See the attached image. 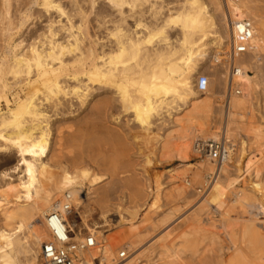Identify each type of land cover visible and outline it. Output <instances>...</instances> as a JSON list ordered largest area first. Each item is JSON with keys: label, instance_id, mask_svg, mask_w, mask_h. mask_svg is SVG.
Instances as JSON below:
<instances>
[{"label": "bare ground", "instance_id": "6f19581e", "mask_svg": "<svg viewBox=\"0 0 264 264\" xmlns=\"http://www.w3.org/2000/svg\"><path fill=\"white\" fill-rule=\"evenodd\" d=\"M0 1L3 3V5H1L2 7L4 6L3 10L5 9V12L3 13L4 18L7 19L4 20L3 18V20L6 22L8 21V29L6 30H9L10 32L12 26L11 18L8 16H10L9 13L11 1ZM33 1L36 2L37 0ZM40 1L42 2V6L47 11H50V9L52 11L55 10L60 13L59 15H66L69 21L72 19H70V14H68L60 1ZM81 1L83 0H80V2ZM252 1L253 0H225L227 4V7L225 8H227V11L225 9L223 14L222 19L224 20L225 30L222 31L221 27L219 26V22L214 16L212 8L209 6V4H207L206 1L203 0H107V3L110 5L109 9H111V12H108L107 10V13L103 16V18L109 16L112 20L111 28L107 29L110 45L107 50L102 49L101 55L99 56V63L95 62L91 47L86 49L84 46L85 37H83L82 27L80 25H74L71 21V24L68 26V28L66 27L67 32H64L68 33V36L63 38L61 41V38H56V32L58 30L56 29L57 31L55 32L51 28V25L50 29L48 30L49 34L47 35V31L46 35H43V40L46 39L45 42H48L47 45L43 43L42 38L40 41L29 44V46H27L28 49H26L27 52H24L26 47H22L24 49L22 50L21 48L19 50V45H16L15 51H13L14 54L12 57V62L9 67V71L12 76L10 75L11 77H8L10 79H14L15 83H13L15 85L18 83H24L28 87V91L26 92L25 97L20 99L12 107L6 94V90L11 89L12 87L9 88L4 80L1 81L0 100L5 101L7 110L0 113V151L3 150L4 152V150L11 148L17 151L16 153H18L20 156L18 161L22 162L21 172L23 173V176L20 178L19 184H14L12 182L5 183L2 187L3 190L0 192H15L18 186L21 185V187L27 189V199L25 201L17 200L10 203L8 208L3 212L4 228L0 229V264H40L39 255L42 251V245L52 239L51 230L49 227V218L53 213L61 214L62 218L73 230L74 233L72 234V243L83 247V249L79 248V250H77L75 253L77 264H95V255L97 254L102 256L101 264H104L103 262L113 263L116 260L123 259L120 258V253L124 250L118 251V253L115 254L116 256L113 255L111 257L107 250V246L101 248L99 239L103 229L109 225L108 216L102 212L103 214L101 213V216L98 215L100 218L97 217L98 219H88V217L95 210L94 208H91L92 206L89 207V205H91L89 203L87 207H84V212L82 211L84 214H79L75 211V207L78 205L81 207L83 202H85L88 197H83L86 184L89 183L90 187L93 184H96L98 181L100 183L101 179L103 181V178L92 173L91 170L85 166L75 169H71L67 166H59L54 168L52 166L53 164L51 165V163L46 160L49 158L48 153L50 149V137L52 132L50 130L51 127L49 124L52 122H49V117L46 113L47 111L41 108V103L43 101L50 104L54 102L57 105L60 101L61 103L64 102L61 100L62 98L67 96H75L77 99H79L78 101H80L81 104H85L84 106H86L88 97H93L94 95H91L90 93H84V88L81 89L82 87L80 85L69 86L67 85V82L64 81V79H61L62 76L66 74L65 72L69 69V66L79 65L78 67H80V70H83L85 66H88L87 71L84 73L81 72L80 74L84 76L86 75L88 77V82L92 85H95V83H103L104 88L106 87L110 90H113L116 94V97L118 96V99L122 105V107H120L124 109L125 113H130L132 122H134L135 125L145 133L144 135L150 134L153 129H155L153 128L154 121L156 122L157 119L163 120L165 113H167L168 116H172L170 106L173 103L175 104V102L177 103L179 101L178 103L181 104L180 102H185L187 106H189V112L188 114L186 112V115L183 116L184 114L182 113L181 109V118L179 117L175 123L178 126L177 128L182 130L180 139L184 141L185 139H191V137H193L192 135L198 131L199 128L196 126L197 121L195 120H208L211 116L213 104L211 98L206 94H210L209 90H211L212 83L210 77L204 74V69L207 67L212 51L226 50V76L228 78V83L223 93V96H228V103L226 108H224L226 123L225 127L223 128V133L221 135L214 134L212 136L213 139L210 140L222 142L223 149L220 150L219 154L221 157L219 159H211L209 155L206 154V152H203L205 153V157H207L210 162H214L212 163L213 166L210 167V164L208 163L209 167H206V169H208L210 173H205L203 170L205 175L202 171L198 170V172H196V176L198 178L204 176V181H202L201 185L196 188V192L202 197L200 198L202 201L200 204L201 208L199 210L211 204V201L208 198L209 192L212 190L213 185L219 181L221 173L227 172L226 165L231 161L230 153L235 150L236 146L229 136V123L235 117L243 118L242 112L244 110H246L247 114H251L252 110L254 111V109H252V97L250 99L249 95L256 93L257 90L259 91L260 87L264 85L261 84L258 75L252 76L248 73L251 71H256L257 73L261 71V53L264 50V19L262 17L260 18V16L256 14L257 8L255 5L251 4ZM25 2L27 3V1ZM89 2L91 3L92 7H94L96 1L90 0ZM16 3L14 4L13 2L12 4H14L16 7ZM74 3L72 4L74 5ZM80 4H76V7H78L77 9L81 13L82 10L80 9ZM82 5L84 4L82 3ZM103 5H101V7ZM220 7L221 6L218 4V11ZM43 12L45 13V10H43ZM114 13H116V15H114ZM250 15L255 18L259 28L258 26H255L253 19L248 17ZM78 17L80 18L81 16ZM129 19L133 20L132 27L128 26L127 21ZM23 20L24 19H22L21 22ZM245 20H249L251 22L249 37L242 33L244 28L243 23H245ZM13 21L14 20L12 19V22ZM99 23L101 22L99 21ZM89 27L91 26L89 25ZM45 28H49V26ZM60 29L61 28L59 27V30ZM90 29L92 30V27ZM1 30H3V28H1ZM62 33L63 31H61V34ZM175 33L177 34L176 36ZM23 35L21 36L23 37ZM30 42H32V40ZM243 44L245 45V49L246 47L248 49H246L244 53H240L238 52V47L242 46ZM87 58H90V60L93 58L94 61L91 60L88 65L86 63ZM79 77V75H76L69 78L79 81ZM203 77L206 78L205 88L204 90H201L200 80ZM99 89L96 90H98V92H100V90H104ZM86 90H89V86L85 87L84 91L86 92ZM198 92L205 94L206 96L199 99V97H197ZM108 95H110V93ZM105 96H107V94H105ZM95 97L97 98V96ZM77 99L75 98V100ZM89 100L88 102H90ZM45 102L43 103L45 104ZM99 102V100L95 102L94 99V104H91L95 107L98 106L97 104ZM44 107L45 106H43V108ZM84 108H82V110ZM89 108L88 110H90ZM54 109L55 107L53 110ZM74 109L77 110L78 108ZM79 110H81V108ZM104 110L102 109V111ZM60 112L62 113V111ZM65 112L68 114L67 111ZM94 112L95 111H93V113ZM70 114H72V112ZM52 116L53 115H51V117ZM101 116H104V114L100 115V118L105 117ZM90 117L91 116H89V118ZM67 120H69V118ZM80 121L81 119H79V122ZM82 121L84 122L85 120ZM77 122L78 121H76V123ZM72 123L75 124L73 121L71 124ZM101 123L102 124L100 125H103V122ZM160 124H156V126ZM90 126L91 125H89V127ZM93 126L95 127V125ZM104 126L107 128L106 124ZM259 126L260 125L255 128L254 133H256L255 135L258 138H264V130ZM115 129L117 130V128ZM102 131L104 130L102 129ZM114 132L116 131L114 130ZM119 132L120 131H118V133ZM199 132L201 131L199 130ZM102 135H104L103 132ZM137 139L138 138L135 140ZM207 141H197L196 143H206ZM94 144L96 143L94 142ZM187 145L189 146V144ZM187 145H184L183 143V146L188 147ZM196 146L197 145L194 144L193 149L198 154L201 151L198 150ZM236 148L238 147L236 146ZM238 151V158L235 165L237 172L244 174L246 172L255 171L256 176L258 177L261 167L264 166V162L259 164L261 162L259 155H263L264 150H260L255 154L254 151L248 148L247 142L242 140L241 147ZM145 160L147 165L152 163V161L148 158ZM188 177L190 176L180 177V183H182L177 187V192L181 197L182 194L188 195V193V196H190V191L188 188H192L193 184L192 180H190ZM208 178L211 179V181L208 180ZM263 183L264 182L261 181L258 185H263ZM55 193H58L60 196L57 197L58 194L56 195ZM157 193L158 192L155 194ZM233 195L235 200L241 201L242 206L254 208V211H251L250 209L247 210L246 212L248 213V217L244 219L242 224H240V229L237 232L232 233L230 237L228 236V239L231 241L230 244L235 248V252L232 254V256L235 255L234 261L246 260L247 264H253L250 259L254 255V252L251 253V249L247 250L241 248L242 246L239 247V245L244 243V240L246 239L249 243L256 242L257 245L259 244V246H264V225L262 228H259L260 230L257 229L258 221L264 224V220H260L257 216L258 213L264 215V191H261V193L258 194L260 195L258 197L256 194L254 196H249V194L246 193L244 189L234 188ZM155 198H157V196ZM156 200H158V198L155 199L154 203L152 201L153 204L149 206H153L152 208L156 207L154 206L156 204ZM67 204H70V210L68 209V211L65 208ZM125 212L126 214L130 213L129 215H133V212L131 213L127 209H124L123 211L121 210L118 215V222H121L123 219H125ZM78 217L81 220L80 223L77 222ZM200 219L198 218L195 221L200 224ZM39 222L40 224H38ZM210 222L211 223H209L208 226L206 224V226L210 228L206 229L204 226L202 228V233L207 231L212 232L213 228L216 229L214 222ZM235 224H237V222ZM81 226L82 230L79 228ZM134 232L135 230L132 233ZM212 233L214 236H216V232ZM238 237L242 238L241 242H237ZM256 239L259 240V242H257ZM89 242H92L93 246H90ZM34 245L38 248L37 256L33 250ZM214 250L216 249L214 248ZM212 253L213 252H211V254ZM216 258L220 259V261L223 260L221 261V264H223V262L225 264L224 258H222L221 255L216 256ZM176 259H178V257ZM182 260L183 263H185L183 258ZM220 261L217 262V264H220ZM198 262L196 261V263ZM160 263L163 264L162 261ZM114 264L119 263L117 262ZM126 264H129V262ZM198 264H200V262Z\"/></svg>", "mask_w": 264, "mask_h": 264}, {"label": "rangeland", "instance_id": "374dc122", "mask_svg": "<svg viewBox=\"0 0 264 264\" xmlns=\"http://www.w3.org/2000/svg\"><path fill=\"white\" fill-rule=\"evenodd\" d=\"M10 1V16L8 17L11 18V26L14 29L13 30L11 28L12 30L10 29V32L9 30H6L8 29V21H4L7 19L4 18L3 13L5 12V9L3 10L4 6H1L3 5V3L0 1V9L2 8L0 10V19L3 20L4 18L3 22L2 20H0V30L1 28H3V30L0 31V85L1 81L4 80L9 88L12 87L11 89L6 90L7 97L10 100L12 107L20 99L24 98L26 92L28 91V87L24 83H18L16 84V86L14 84V79L9 78L12 76L10 74L9 67L12 62V57L14 54L13 51H15L16 45H19V50L22 47H26L25 49L22 48V50H25L24 52H27L26 49H28L27 46H29V44L40 41L41 38L43 43L47 45L48 42H45L46 39L43 40V35H46L51 25V28L55 32L58 30L56 32V38H61V41L63 40V38H66L68 36V33L64 32H67L66 29L72 22L74 25H80L82 27L83 37H85L84 46L86 47V49L88 47H91V49L93 50V58L95 62L99 61V56L101 55L102 49L107 50L109 48L110 42L108 40L107 29L111 28L112 20L109 16L103 18V16L106 15L107 10L108 12H111V9H109L110 5L107 3V0H95V8L92 7L91 3L89 2L90 0H83L81 2L80 0H75L76 2L74 0H57L61 2L65 10L68 12V14H70V19L72 18L70 20L71 22L68 20V17L66 15H59L60 13L55 10L52 11L51 9V12L47 11L42 6V2L40 0H37L38 2L36 0V2H34L33 0H19V3L18 0ZM25 1H27V3ZM203 1H206L207 4H209V6L212 8L214 16L219 22V26L221 27L222 31H224L225 24L222 18L225 9L227 11V8H225L227 7L225 0ZM13 2L14 4L17 2V8L14 4H12ZM72 3H74V5ZM82 3L84 5H82ZM21 4H23L24 6ZM76 4H80L79 6L83 13H80L78 11V7H76ZM218 4L221 6L219 8V11L217 9ZM251 4L255 5L257 8L256 14L259 15L260 18L262 17L264 19V0H253ZM101 5L103 6L101 7ZM68 7H71L70 11ZM41 9L45 10V13ZM72 9L74 10V12ZM75 10H77L78 12ZM72 14L75 16H73ZM114 15H116V13H114ZM78 16L81 17L79 18ZM248 17H251L253 19V21L255 22V26L257 27L258 23L255 21V18H253L251 15ZM12 19L14 20L13 22ZM22 19L24 20L21 22ZM66 21L68 22V24ZM99 21L101 23H99ZM127 23L129 27H132L133 20L129 19ZM89 25L92 27V30L90 29L91 27H89ZM48 26L49 28H45ZM59 27L62 30H59ZM61 31H63L62 34ZM39 32L43 33L41 34ZM48 34L49 31L47 35ZM21 35H23V37ZM176 35L177 34L175 33V36ZM31 40L32 42H30ZM21 42L24 43L22 44ZM263 52L261 53V71H259L258 73L256 71L248 72L252 76L258 75L261 84H264ZM93 58L91 60H93ZM91 60L90 58H87L86 63L89 65ZM226 61V50L212 51L207 67L204 69V74L210 77L212 83L211 90H209L210 94H206L211 98L213 104L212 113L208 119L209 121L204 119H199L200 121L198 119L195 120L197 122L199 121L198 123L196 122V126L199 128H197V134H193V137H191V139H185L184 141L180 139L182 130H179V128H177L178 126L175 123L179 117L181 118L182 113L184 114L183 116H185L186 112L187 114L189 112V106H187L185 102H180L181 104L178 103L179 101L177 103L175 102V104L173 103L170 106L172 116H168L167 113H165V115L163 116V120L157 119L156 122L154 121L153 128L155 129H153V131L151 130L152 132L150 134L144 135L145 133L142 132V130H140V128H138V126H136L134 122H132L130 113H125L124 109L121 108L122 105L118 99V96L116 97V94L113 90H110L106 87L104 88L103 83H95V85H92L88 82V77L86 75L84 76L80 74L81 72H86L88 66H85L83 70H80V67H78L79 65L69 66V69L65 72L66 74L61 78L64 79V81H66L67 85L69 86L80 85L82 87L81 89L84 88V90L85 87L89 86V90H86V92L83 90V92L94 95L93 97H88V100L90 99V102H88L87 100L86 106H84L85 104H81V102L78 101L79 99H77V97L75 96L65 97L67 100L65 98H62L61 100L64 101H62L64 104L61 103V101L57 105L54 102L50 104L43 101L45 102V104L42 102L43 106H45L46 108H43L41 103V108L47 111L46 113L49 117V122H52H50L51 124H49V126L51 127L50 130L52 131L50 137V149L48 153L49 158H47L46 160L51 163V165L53 164L52 166L54 168L59 166H67L71 169H75L85 166L88 167L92 173L97 174L98 176L103 178V181L101 179L100 183L98 181L96 182V184H93L90 187L89 183L86 184L83 197H88L86 201L83 202V205L81 207L79 205L75 207V211L79 214H84V207H87L89 204H91L89 205V207L92 206L91 208H94L95 210L88 217V219H98L100 218L98 217V215L101 216L103 213L108 216L109 225H107L103 229L99 239L101 248L107 246V250L111 257L117 254L118 251L124 250L127 252V257L121 260H116L113 263L103 262L104 264H114L117 262L119 264H126L128 262L129 264H159L161 261L163 264H168V262L169 264H178V262L179 264H198L199 262L200 264H217V262L220 261V259L216 258V256L218 255H221L222 258H224L225 264H247L246 260L234 261L235 255L232 256V254L235 252V248L230 244L231 241L228 239V236L230 237L232 233H235L240 229V224H242L244 219L248 217V213L246 212L247 210L250 209L251 211H254V208H247V206H242L241 201L235 200L233 189H244L245 192L249 194V196H254L256 194V196L258 197L260 196L258 194L261 193V191H264V183L263 185H258L261 181L264 182V166L261 167L258 177L256 176L255 171L240 174L235 168L236 160L238 158V150L241 147L242 140H245L247 142L248 148L254 151L255 154L260 150H264V138H258L255 135L256 133H254L255 128H257L258 125H260L259 127H262V129L264 130V85L261 86L260 84L261 87L259 91L257 90L256 93H252L249 95L250 99L252 97L251 102L253 104L252 109H254V111L252 110L251 114H247L246 110H244L242 112L243 118L235 117L231 121L232 123H229L228 127L231 128H229V136L238 148H236L235 146V150L230 153L231 164L228 163L226 165L227 172L221 173L219 181L213 185L212 190L209 192L208 198L211 201V204L199 210L201 208L200 204L202 201L200 198L202 197L196 192V188L201 185L202 181H204V176L198 178L196 176V172H198V170L203 172L204 170L205 173H210V171H208L206 167L208 168L209 164L210 167L213 166L212 163L214 162H210V160L205 157V154H197V152H195L193 149L194 144H196L197 141H210L211 139H213L212 136L214 134L221 135L226 123L224 108H226V105L228 103V96H223L224 90L226 89V85L228 83V78L226 76ZM76 75L80 76L79 81H76L73 78H69ZM99 87L100 89L104 90H100ZM96 89H99L100 92H98V90ZM107 92H109L110 95H108L109 93ZM105 94H107V96H105ZM206 95L198 92L197 97L201 99ZM95 96H97V98ZM75 98L77 100H75ZM94 99L95 102L97 100L100 101L97 104L98 106H92V104H94ZM65 101L67 104L65 103ZM68 104L71 106H69ZM78 104H80L82 107ZM54 107L55 109L53 110ZM89 107H91L92 109ZM74 108L78 109L76 110ZM80 108L81 110L82 108L84 109L81 111L79 110ZM88 108L90 110H88ZM102 109L105 110L102 111ZM6 110L7 106L5 101L0 100V113ZM99 110L101 111V113ZM180 110L182 111V113ZM60 111H62V113ZM65 111H67L68 114ZM89 111L91 114L89 113ZM93 111H95L96 113H93ZM71 112L72 114H70ZM78 114L81 116H79ZM86 114L91 117L89 118V116ZM103 114L105 117L101 116L104 118H100V115ZM51 115L53 116L51 117ZM65 118H69L70 121ZM74 118H76L77 120ZM71 119L73 122H75V124H71ZM79 119H81L80 122ZM61 120L65 122H62ZM75 120L81 124H79L78 122L76 123ZM82 120L85 121L83 122ZM101 122H103V125H100L102 124ZM105 124L107 128H105ZM156 124L160 125L156 126ZM202 124L204 128L202 127ZM89 125L91 126L89 127ZM93 125H95V127ZM115 128H117V130ZM102 129L105 132L102 131ZM114 130L117 133L114 132ZM199 130L201 132H199ZM96 131H100L101 134L100 132ZM118 131L120 132L118 133ZM102 132L109 139L102 135ZM89 136L91 137V139ZM136 138L138 139L135 140ZM94 142L96 144H94ZM183 143L184 145L189 144V146L187 145L189 148L183 146ZM85 146L88 147L86 148ZM11 149L4 150V152L3 150L0 151V191L3 190L2 187L5 183L12 182L14 184H19V180L23 176V173L21 172L22 162L18 161L20 156L18 153H16V150L12 149V152ZM259 157L261 158V162L259 164H262L264 162V154L259 155ZM147 158L152 161L150 165L146 164L145 159ZM204 172L203 174L205 175ZM184 176H190L188 178L192 180L193 187L188 188L190 191V196H188V193V195L182 194L181 197L177 192V187L182 183H180V177ZM208 180L211 181V179L209 178ZM26 191V188H23L21 187V185H19L15 192H0V229L4 228V210H6L9 204L12 202H15L17 200L25 201L27 199ZM156 192H158L157 194L159 195L155 194ZM55 194L57 195L58 193ZM155 195L157 196L158 200H156V204L154 205L156 207L152 208L153 206L149 205H152L155 199H157L155 198ZM59 196L60 195L58 194L57 197ZM124 209H127L131 213L133 212V215H129L130 213H127V215L125 212V219H123L121 222H118V215L120 211H123ZM257 216L260 220H264L263 214L258 213ZM198 218H201L200 224L195 221ZM210 221L214 222L215 224L216 229L213 228L212 232H216V236H214L210 231L202 233V228L204 226V228L206 229L210 228L207 227L208 224L211 223ZM77 222H81L79 217L77 218ZM236 222L237 224H235ZM38 224H40V222ZM263 225V223L258 221L257 229L262 228ZM79 228L80 230H82V226ZM132 230H135V232L132 233ZM241 240V237L237 238V242H241ZM256 241L259 242V240L257 239ZM240 246H242L241 248L247 250L251 249V253L254 252V255L250 259L253 264H264V246H259V244L257 245L256 242L249 243L246 239L244 240V243L239 245V247ZM214 248L216 250H214ZM33 250L35 251V254L37 256V246L34 245ZM211 252L213 253L211 254ZM95 256V264H101L102 256L98 254ZM177 257L178 259H176ZM182 258L184 259L185 263H183ZM196 261L199 262L196 263Z\"/></svg>", "mask_w": 264, "mask_h": 264}, {"label": "built area", "instance_id": "2783aa9c", "mask_svg": "<svg viewBox=\"0 0 264 264\" xmlns=\"http://www.w3.org/2000/svg\"><path fill=\"white\" fill-rule=\"evenodd\" d=\"M244 28L242 33L246 36H250L251 22L245 20ZM246 49H248L246 47ZM245 45L238 47V52L244 53L246 51ZM200 89L204 90L206 78L203 77L200 80ZM197 149L200 150V154L209 155L211 159L220 158V150L223 149L222 142L207 141L206 143H196ZM70 204L66 205L68 211ZM70 210V209H69ZM49 227L51 230L50 241L45 242L42 245V251L39 255L40 264H77L76 251L79 248L83 249L82 246L72 243V234L74 233L67 222L62 218L61 214L53 213L49 218ZM90 246L92 242H89ZM93 246V245H92ZM127 252L123 251L120 253V258H126Z\"/></svg>", "mask_w": 264, "mask_h": 264}]
</instances>
